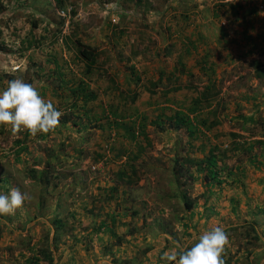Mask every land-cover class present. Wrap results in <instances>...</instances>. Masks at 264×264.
<instances>
[{
  "label": "rangeland",
  "instance_id": "1",
  "mask_svg": "<svg viewBox=\"0 0 264 264\" xmlns=\"http://www.w3.org/2000/svg\"><path fill=\"white\" fill-rule=\"evenodd\" d=\"M263 50L264 0H0V92L21 79L62 112L0 126V194L26 197L0 264H165L217 226L224 264H264ZM206 85L198 129H174Z\"/></svg>",
  "mask_w": 264,
  "mask_h": 264
},
{
  "label": "clouds",
  "instance_id": "2",
  "mask_svg": "<svg viewBox=\"0 0 264 264\" xmlns=\"http://www.w3.org/2000/svg\"><path fill=\"white\" fill-rule=\"evenodd\" d=\"M62 112L45 100L38 90L21 79L8 82L0 92V126L10 127L15 134L27 130L31 135L47 134L59 125ZM25 195L17 188L0 194V216L13 215L25 202ZM228 235L217 226L204 231L198 242L180 252H164L160 257L165 264H224L223 253ZM149 264H156L150 260Z\"/></svg>",
  "mask_w": 264,
  "mask_h": 264
},
{
  "label": "trees",
  "instance_id": "3",
  "mask_svg": "<svg viewBox=\"0 0 264 264\" xmlns=\"http://www.w3.org/2000/svg\"><path fill=\"white\" fill-rule=\"evenodd\" d=\"M85 58H86V60H91L90 55H85ZM254 63H255L257 77L264 76V65H262V63L257 62V61L254 62ZM90 65H92V63L88 64L87 66L89 67ZM203 88L204 89H203V92L201 93V95L197 96V97H195L193 99L192 108H191V112H190L191 116L192 115L193 116L191 118H189V119H188V117H183V118L179 117V118H177L175 123H171L172 127H174V129H177L179 126H183L184 124H186L187 125L186 128H187L188 134H191V135L194 134V130L198 129L199 126L197 128L195 127V126H197L196 114L199 112L198 111V107L200 105L204 104L207 100H209V98L211 96H213V94H214L213 86L208 87L206 85ZM81 98H84V100H86V97L84 95H81ZM64 121H66V120H64ZM155 125H156V123H155ZM169 126H171V125H169ZM174 161H175V170H176L177 167H179V168L182 167L181 163H177V159H174ZM208 163H209L208 164L209 168L207 170L208 171L207 172L208 175L207 174L206 175L211 177L212 180H215V179H217L219 177V175H218V172L215 169H213V167L215 166L213 158H210L208 160ZM181 169H182V172H179V174H184L186 172V170H188L186 167H182ZM185 206H186V208H190L192 206V204L185 202ZM55 225H57V222L55 223ZM250 227H251V229L253 231H255V229L252 226H250ZM32 258L34 260L37 259L35 257H32ZM43 258L45 260H47L49 264H52V256H50V254L43 256Z\"/></svg>",
  "mask_w": 264,
  "mask_h": 264
},
{
  "label": "crops",
  "instance_id": "4",
  "mask_svg": "<svg viewBox=\"0 0 264 264\" xmlns=\"http://www.w3.org/2000/svg\"><path fill=\"white\" fill-rule=\"evenodd\" d=\"M245 46V48L247 49V47H246V44L244 45ZM245 48H243L242 46H239V50H245ZM228 52L229 51H226L225 53H224V50H223V46L221 47V49H220V54H221V56H219V57H221V61H225V59H227V58H229L230 56H228ZM248 52V51H247ZM254 53V49H250V51H249V54H252L254 57L252 58V59H255V55L253 54ZM236 58H237V55L235 56ZM231 59H232V56H231ZM233 60V59H232ZM209 67H211L210 65H209ZM206 68V67H205ZM203 69V70H201L203 73H206L204 70H207V68L206 69ZM185 69H186V72L187 73H192L190 70H188V68L185 66ZM222 80V79H221ZM223 81V80H222ZM152 254H153V256H155V252L153 251L152 252ZM150 260H154L155 261V257H147L146 256V258H145V260L142 262V264H149V261Z\"/></svg>",
  "mask_w": 264,
  "mask_h": 264
}]
</instances>
